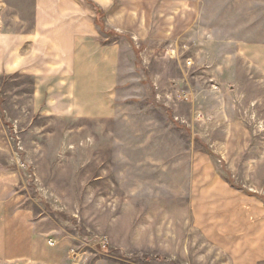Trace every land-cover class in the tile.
Instances as JSON below:
<instances>
[{
  "label": "rangeland",
  "instance_id": "rangeland-1",
  "mask_svg": "<svg viewBox=\"0 0 264 264\" xmlns=\"http://www.w3.org/2000/svg\"><path fill=\"white\" fill-rule=\"evenodd\" d=\"M79 1L120 45L122 74L109 97L84 101V93L73 107L55 106L69 92L38 91L37 76L7 66L10 49L34 31L37 0H0V203L29 209L48 248L64 244L75 264H151L138 228L190 216L189 179L203 172L264 206L261 83L229 89L214 43L152 42L150 28L138 41V0L109 10Z\"/></svg>",
  "mask_w": 264,
  "mask_h": 264
},
{
  "label": "crops",
  "instance_id": "crops-1",
  "mask_svg": "<svg viewBox=\"0 0 264 264\" xmlns=\"http://www.w3.org/2000/svg\"><path fill=\"white\" fill-rule=\"evenodd\" d=\"M91 1L105 10L114 4V0ZM263 2L138 0V41L150 28L152 42L214 43V58L224 60L218 65L220 71L232 76L229 89L248 91L255 83L264 88ZM92 15L79 0H37L34 31L10 47L14 52L7 66L12 65L13 72L37 76L38 91L69 92L60 96L68 100L65 104L55 105L57 94L48 96L50 106L75 107L80 99L100 100L121 80L120 45L118 49L110 45ZM106 25L111 26L109 21ZM189 181L196 188L190 216L180 222L162 218L138 228V251L154 252L151 264H264L262 202L233 193L204 172ZM42 235L32 228L29 209L17 208L14 201L0 203V264H75L64 244L52 250ZM121 264L138 263L123 260Z\"/></svg>",
  "mask_w": 264,
  "mask_h": 264
},
{
  "label": "built area",
  "instance_id": "built-area-1",
  "mask_svg": "<svg viewBox=\"0 0 264 264\" xmlns=\"http://www.w3.org/2000/svg\"><path fill=\"white\" fill-rule=\"evenodd\" d=\"M50 245H52V243H50Z\"/></svg>",
  "mask_w": 264,
  "mask_h": 264
}]
</instances>
